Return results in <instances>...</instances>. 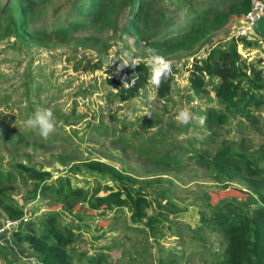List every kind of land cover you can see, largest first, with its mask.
<instances>
[{
	"label": "rangeland",
	"instance_id": "1",
	"mask_svg": "<svg viewBox=\"0 0 264 264\" xmlns=\"http://www.w3.org/2000/svg\"><path fill=\"white\" fill-rule=\"evenodd\" d=\"M78 1L1 2L0 226L13 220L7 205L20 208L23 220L55 210L60 224L75 234L69 246L74 264H226L227 238L208 218L210 212L225 202L251 206L255 195L242 169L226 165L229 170L216 179L202 159L225 144L264 168V104L248 117L229 115L214 124L211 113L222 107L212 93L193 92L186 77L194 58L234 37L242 14L230 15L220 29L201 35L205 13L225 8L229 0H142L141 37L126 26L136 1L112 0L106 24L79 17ZM69 21L74 25L65 33L50 32ZM195 27L201 34L194 47L168 50L162 45L164 37ZM258 45H238L237 50L247 60L259 59L264 74V42ZM148 49L174 62L172 93L157 98L147 79L137 96L113 100L109 93L117 81L116 71H105L112 64L109 57L122 59V51H128L147 65ZM108 78L115 81L108 83ZM43 108H50L56 120L46 140L24 124ZM181 109L205 117V124L180 125ZM91 161L104 164L106 171L88 168ZM28 170L40 174L41 181ZM111 172L148 200L141 222H131L124 207H90L93 196L117 188ZM35 183L47 184L48 190L34 192ZM66 186L82 194L68 196ZM11 233L2 235L3 244ZM32 258L38 259L26 246H0V264H32Z\"/></svg>",
	"mask_w": 264,
	"mask_h": 264
},
{
	"label": "trees",
	"instance_id": "2",
	"mask_svg": "<svg viewBox=\"0 0 264 264\" xmlns=\"http://www.w3.org/2000/svg\"><path fill=\"white\" fill-rule=\"evenodd\" d=\"M11 1V0H10ZM136 1L138 6L128 19L126 24L128 29H132L136 36H141L140 29V10L144 6L142 0ZM2 0H0L1 6ZM27 3L24 6L23 19L27 11ZM112 0H79L74 4L75 13L79 17H91L94 21L106 24L112 10ZM249 7V0H229L223 9H215L205 13V28L195 27L188 31H182L177 36H167L162 40V45L168 50H183L194 47L200 38V34L220 29L230 15L244 14ZM73 22H67L66 26L56 28L50 32L54 34L65 33L67 28L73 26ZM76 21V25H77ZM24 25V24H22ZM257 38H252L255 36ZM142 37V36H141ZM259 41L264 42V16H261L255 26L254 32L247 37H231L219 40L212 44L203 57L194 58L190 64L188 75L186 77L190 89L195 93L208 95L212 93L214 100L222 107L221 112L213 111L211 113V122L219 124L226 120L229 115H238L248 117L250 110L264 104V74L262 68L258 65L259 59L247 60L243 58L237 50L239 45L246 49L258 47ZM116 64H110L105 70L108 75H112L119 64L120 58L115 59ZM113 63V62H112ZM99 64H97L98 66ZM128 77L133 78V83L128 87H123L118 82L114 92L109 93L113 100L124 101L130 97L138 95L147 79H149V68L143 62L136 67L123 69ZM174 72V70H173ZM219 78V79H217ZM108 83H113V78L107 79ZM173 91V75L166 80L154 93L157 98H164ZM208 172L221 179L229 166L242 169L248 178L249 190L255 195L252 198L251 206L237 205L225 202L223 205L215 206L210 212L209 219L216 228L227 238L225 246L226 264H264V168L260 167L257 160L248 158L245 154L233 151L225 144H222L210 159H202ZM229 165V166H226ZM88 168L106 171L104 164L91 161ZM108 173V172H107ZM32 179L41 181L40 174L33 170H28ZM113 179L116 180L114 172H111ZM117 188L110 190L102 196H93L89 202L90 207L96 209L103 207L127 208L129 220L131 222H141L145 217V209L149 205L148 200L144 198L143 193L138 190H132L124 185L123 181L117 179ZM35 183L33 191L39 189L48 190L47 184ZM64 190V188L60 185ZM37 189V190H36ZM82 191L79 189L70 190L66 186V195L80 196ZM6 212L8 217L18 220L11 237L17 244H23L39 258V264H74V252L69 246L74 240V233L71 228L62 225L58 219V213L55 210H47L40 216L23 220L22 210L17 206L7 205ZM166 213H172V210L164 208ZM153 218H149L145 225H148ZM200 220L204 221L203 216ZM36 225V228H32ZM77 255V254H76ZM84 254L77 255L80 259ZM96 262V257L91 258ZM10 262V261H9ZM7 262L6 264H9Z\"/></svg>",
	"mask_w": 264,
	"mask_h": 264
},
{
	"label": "clouds",
	"instance_id": "3",
	"mask_svg": "<svg viewBox=\"0 0 264 264\" xmlns=\"http://www.w3.org/2000/svg\"><path fill=\"white\" fill-rule=\"evenodd\" d=\"M148 52L150 53L147 57V65L150 69L149 82L158 90L161 85L173 75L175 64L166 57L155 54L153 49H148ZM121 55L123 58L119 60V64L116 68L117 74L125 68H134L140 63L139 60L133 57L128 51H122ZM109 60L113 62L112 65L117 62L113 57H109ZM205 119V117L195 116L187 109H181L176 116V120L180 125H187L191 121L196 120L203 126L205 124ZM24 124L28 129H38L40 136L45 140L56 130L55 116L50 108L38 109L24 122ZM32 264H39V262L35 258H32Z\"/></svg>",
	"mask_w": 264,
	"mask_h": 264
},
{
	"label": "built area",
	"instance_id": "4",
	"mask_svg": "<svg viewBox=\"0 0 264 264\" xmlns=\"http://www.w3.org/2000/svg\"><path fill=\"white\" fill-rule=\"evenodd\" d=\"M261 16H264V0H249V7L247 11L242 15L241 22L234 30V37L248 38L254 32V26ZM113 77L123 87H128L133 83V78H127V75L124 71H121L118 74L117 72H115ZM16 225V220H9L7 222H4V224L0 226V244L2 243V235L4 233L13 231Z\"/></svg>",
	"mask_w": 264,
	"mask_h": 264
},
{
	"label": "crops",
	"instance_id": "5",
	"mask_svg": "<svg viewBox=\"0 0 264 264\" xmlns=\"http://www.w3.org/2000/svg\"><path fill=\"white\" fill-rule=\"evenodd\" d=\"M0 246H5L8 248V250L13 249V247L16 248H23V246L25 247V245H21V244H17L16 242H14V240L12 239L11 235L10 237L7 239V243H1ZM5 249V248H3ZM15 249V248H14ZM29 249V248H28ZM32 251V250H31ZM34 253V252H33ZM36 255V254H35ZM37 256V255H36ZM38 258V257H37ZM39 262V258L36 259Z\"/></svg>",
	"mask_w": 264,
	"mask_h": 264
}]
</instances>
